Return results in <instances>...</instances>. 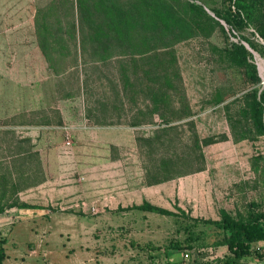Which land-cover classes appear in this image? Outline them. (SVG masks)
I'll use <instances>...</instances> for the list:
<instances>
[{
    "label": "rangeland",
    "instance_id": "1",
    "mask_svg": "<svg viewBox=\"0 0 264 264\" xmlns=\"http://www.w3.org/2000/svg\"><path fill=\"white\" fill-rule=\"evenodd\" d=\"M226 5L0 0V236L13 225L5 247L21 264H167L172 242L177 264H214L229 252L206 221L264 212L251 115L264 57L253 52V85L228 54L240 39L215 15ZM106 9L131 20L101 59L91 30L107 27ZM190 232L201 238L186 247ZM251 249L244 264H264V242Z\"/></svg>",
    "mask_w": 264,
    "mask_h": 264
},
{
    "label": "trees",
    "instance_id": "2",
    "mask_svg": "<svg viewBox=\"0 0 264 264\" xmlns=\"http://www.w3.org/2000/svg\"><path fill=\"white\" fill-rule=\"evenodd\" d=\"M193 1V0H192ZM227 5L224 10H215V15L222 20L227 26L229 33L240 39L239 43H232V48L228 49V54L231 60L246 67L249 82L253 85L258 84L261 80L258 75L256 65L250 60H253V52L264 57V43L255 39V34L264 42V0H223ZM188 5L193 9H201V6L195 2H188ZM117 12H119L117 10ZM103 15L107 17V27L96 26L92 27L91 37L94 41L92 44L93 53L97 57L104 59L107 49L111 44L109 38L118 37L120 30L126 33L127 21L131 18L123 11L115 14L111 10L106 9ZM253 27L254 31L249 32V35L240 34L239 32L247 27ZM222 29L224 27L221 25ZM106 38V42L103 40ZM248 45L249 48L245 46ZM75 45V54L84 53L85 45L80 44L78 48ZM41 50L46 59L51 61L50 46L45 42L40 44ZM76 59V58H75ZM252 121L254 128L259 135L264 134V90L254 89V99L251 109ZM27 208H38L36 206L24 204ZM137 209L157 212L160 214L174 215L168 209L143 203L135 206ZM222 231V238L217 242L219 245H225L229 254L222 258H217L214 264H244L245 260L252 256L251 245L255 242H264V212H252L247 218H234L226 211L221 212V217L217 220H208ZM200 236L194 232H190L185 240L188 244L186 247H192L191 243L200 240ZM5 238L0 236V264L6 257L4 248ZM181 242H172L164 247V256L167 259V264H177L176 260L169 259L170 256L182 251Z\"/></svg>",
    "mask_w": 264,
    "mask_h": 264
},
{
    "label": "crops",
    "instance_id": "3",
    "mask_svg": "<svg viewBox=\"0 0 264 264\" xmlns=\"http://www.w3.org/2000/svg\"><path fill=\"white\" fill-rule=\"evenodd\" d=\"M32 210H33V208H32ZM42 214H43V212H42ZM30 215L32 217H34V216H40L41 214L37 213V212H31ZM35 219H36V217H35ZM12 228H13V225H12ZM12 228L8 231L7 234H4L5 236H3V237L5 238V242H6V239L8 238V236H9L10 232L12 231ZM5 242H4V248H5V252H6V257H5L4 261H3V264H7L9 262L8 260H10V259L14 260V264H21L20 259H23V257H18L17 253H15V251H14V247H11V249L8 250L5 247ZM34 243L37 244V246H39V247L41 246L39 239L35 240V242L34 241L33 242L32 241L28 242V246H30V245L33 246ZM30 250H31V247L29 248L28 251H30ZM35 252H36L35 249H32L29 253L32 254L31 256H34L33 254H35Z\"/></svg>",
    "mask_w": 264,
    "mask_h": 264
},
{
    "label": "water",
    "instance_id": "4",
    "mask_svg": "<svg viewBox=\"0 0 264 264\" xmlns=\"http://www.w3.org/2000/svg\"><path fill=\"white\" fill-rule=\"evenodd\" d=\"M245 46H246L247 48H249L247 44H245Z\"/></svg>",
    "mask_w": 264,
    "mask_h": 264
},
{
    "label": "built area",
    "instance_id": "5",
    "mask_svg": "<svg viewBox=\"0 0 264 264\" xmlns=\"http://www.w3.org/2000/svg\"><path fill=\"white\" fill-rule=\"evenodd\" d=\"M68 143V142H67Z\"/></svg>",
    "mask_w": 264,
    "mask_h": 264
}]
</instances>
